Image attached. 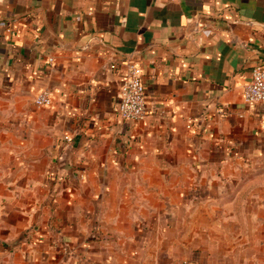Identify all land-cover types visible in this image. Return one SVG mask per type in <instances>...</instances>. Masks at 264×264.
Instances as JSON below:
<instances>
[{
	"label": "crops",
	"instance_id": "0c3cea01",
	"mask_svg": "<svg viewBox=\"0 0 264 264\" xmlns=\"http://www.w3.org/2000/svg\"><path fill=\"white\" fill-rule=\"evenodd\" d=\"M257 66L264 0H0V264H264Z\"/></svg>",
	"mask_w": 264,
	"mask_h": 264
},
{
	"label": "built area",
	"instance_id": "2783aa9c",
	"mask_svg": "<svg viewBox=\"0 0 264 264\" xmlns=\"http://www.w3.org/2000/svg\"><path fill=\"white\" fill-rule=\"evenodd\" d=\"M176 2L179 0H163ZM53 60L51 59L50 62ZM120 102L117 112L124 121L140 122L147 117L146 88L143 81V72L139 65L128 66V76L120 91ZM244 101L248 105L264 103V67L257 66L252 70V81L244 89ZM53 94L48 90H41L35 97L38 108H52ZM219 113H224L221 110ZM189 129L191 126L188 127ZM68 140V138H66Z\"/></svg>",
	"mask_w": 264,
	"mask_h": 264
},
{
	"label": "rangeland",
	"instance_id": "374dc122",
	"mask_svg": "<svg viewBox=\"0 0 264 264\" xmlns=\"http://www.w3.org/2000/svg\"><path fill=\"white\" fill-rule=\"evenodd\" d=\"M262 166L261 169L254 170L246 176V189L247 195L257 193L258 196H264V161L257 164ZM250 183V184H249Z\"/></svg>",
	"mask_w": 264,
	"mask_h": 264
}]
</instances>
